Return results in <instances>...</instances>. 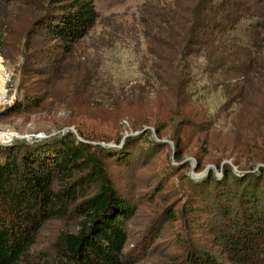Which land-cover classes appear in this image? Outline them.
Returning a JSON list of instances; mask_svg holds the SVG:
<instances>
[{"label": "trees", "instance_id": "1", "mask_svg": "<svg viewBox=\"0 0 264 264\" xmlns=\"http://www.w3.org/2000/svg\"><path fill=\"white\" fill-rule=\"evenodd\" d=\"M49 2L59 4L23 0L32 11L30 19L17 14L13 32L11 25L7 34H0V55L9 61L21 57L24 75L47 73L45 81L54 88L60 79L56 75L89 36L99 11L96 0ZM251 10L250 0L145 3L143 31L154 60L144 72L145 82L130 88L104 89L102 75L80 60L64 94L71 113L66 123L75 125L77 135L68 131L51 142L0 145L4 154L0 160V264L138 263L135 253L126 249L132 202L115 187L103 157L105 149L95 141L113 133L126 117L134 128L150 124L160 131L169 118L179 122L185 117L187 125L198 126L192 57L202 56L206 68L215 71L248 72L252 55L231 32ZM25 20L30 24L24 30ZM39 56L48 62L35 68ZM43 100L31 98L29 103L40 107ZM90 117L111 129H98L96 123L95 127L87 122ZM182 145L178 138V158L184 153ZM260 170V177L255 175L258 183L249 193H234L239 202L232 214L228 210L229 229L220 242L226 260L194 246L160 264H264V166ZM225 172L228 180L230 171ZM54 218L65 221L66 227L56 235L53 253L42 252L34 262L39 232Z\"/></svg>", "mask_w": 264, "mask_h": 264}, {"label": "rangeland", "instance_id": "2", "mask_svg": "<svg viewBox=\"0 0 264 264\" xmlns=\"http://www.w3.org/2000/svg\"><path fill=\"white\" fill-rule=\"evenodd\" d=\"M164 1L173 2L96 0L98 21L75 56L63 64L54 88L45 81L47 73L24 75L21 57L9 61L0 55V141L12 136L8 143L39 144L63 136L69 127L76 130L73 123H66L71 113L64 94L80 60L102 75L104 89L144 83V72L154 58L147 52L143 5ZM250 3L252 10L231 32L252 55L248 72L215 71L206 68L202 56L192 57L198 126L187 125V117L179 122L169 118L158 131L150 124L134 128L126 117L113 133L95 141L105 149L103 157L115 187L132 202L126 249L135 253L137 264H160L194 246L226 260L220 242L229 229V211L232 214L237 209L239 197L234 193H249L264 166V0ZM17 14L29 20L32 11L23 0H0V34H7L12 26L13 32ZM29 24L25 23L24 30ZM47 62V57L39 56L33 66ZM30 97L44 98L42 106L30 104ZM87 122L101 130L111 129L93 117ZM178 138L184 149L181 158L176 156ZM3 155L0 150V160ZM64 227L66 222L57 218L44 224L33 248L34 262L42 252L53 253V241Z\"/></svg>", "mask_w": 264, "mask_h": 264}, {"label": "built area", "instance_id": "3", "mask_svg": "<svg viewBox=\"0 0 264 264\" xmlns=\"http://www.w3.org/2000/svg\"><path fill=\"white\" fill-rule=\"evenodd\" d=\"M6 136H10V135H6ZM12 140V136H11V139L9 138V139H7V137H4V138H2V140L1 141H3V142H9V141H11Z\"/></svg>", "mask_w": 264, "mask_h": 264}, {"label": "water", "instance_id": "4", "mask_svg": "<svg viewBox=\"0 0 264 264\" xmlns=\"http://www.w3.org/2000/svg\"><path fill=\"white\" fill-rule=\"evenodd\" d=\"M68 131H73V132H76V130H74L73 128H67ZM22 139H24L23 137H20ZM0 143H7V142H3V141H0Z\"/></svg>", "mask_w": 264, "mask_h": 264}, {"label": "bare ground", "instance_id": "5", "mask_svg": "<svg viewBox=\"0 0 264 264\" xmlns=\"http://www.w3.org/2000/svg\"><path fill=\"white\" fill-rule=\"evenodd\" d=\"M7 139H9V137H7Z\"/></svg>", "mask_w": 264, "mask_h": 264}]
</instances>
